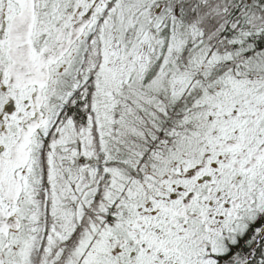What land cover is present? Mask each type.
<instances>
[{
	"label": "snow or ice",
	"instance_id": "6c2138e0",
	"mask_svg": "<svg viewBox=\"0 0 264 264\" xmlns=\"http://www.w3.org/2000/svg\"><path fill=\"white\" fill-rule=\"evenodd\" d=\"M0 264H264V0H0Z\"/></svg>",
	"mask_w": 264,
	"mask_h": 264
}]
</instances>
